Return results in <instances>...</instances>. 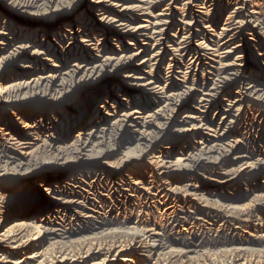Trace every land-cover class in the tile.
<instances>
[{"label": "rangeland", "instance_id": "obj_1", "mask_svg": "<svg viewBox=\"0 0 264 264\" xmlns=\"http://www.w3.org/2000/svg\"><path fill=\"white\" fill-rule=\"evenodd\" d=\"M95 1L72 0L71 4L66 5L64 0H59L54 3L51 11L53 15L54 13L57 14L54 22L55 29L66 27L67 22L72 21V19L79 20L85 14L87 18L92 17V23L98 25L96 21L103 14L99 12L103 10L108 12V10L105 9L106 6H102L97 11L96 6L98 4H95ZM105 1L108 2L109 0ZM142 1L144 3H137L136 0V5L139 6L140 4L141 7L136 8L131 14L126 13L130 18H126L121 22L128 24L130 27L137 25L150 27L145 20H155L152 17H147L146 14L149 13L159 19L163 16L165 8L169 7L174 12L172 14V24L176 26L172 28L173 31L169 28L167 33L178 32L181 35L183 32V25L180 22L182 12L186 18H188L190 11L203 12L202 15L205 16L204 19L207 22L203 26H210L207 27L208 29L212 27L211 34H214L220 31L225 22L239 18L236 11L240 3L243 2L246 11L251 14L249 24L242 29L243 43H245L243 48L249 61L241 66L234 58L237 53L222 60L212 56L214 54H210L205 63H210L218 68L216 72L218 71L221 74L224 63L235 62L231 67L230 74L227 75L232 78V88L229 90L232 95L237 94L240 85L251 81L259 89L264 88V38L261 34L264 32V0H196L193 4L194 7L191 5L183 6L185 0L171 3L168 0H164L162 3L160 0ZM106 2L105 5L108 4ZM0 7L6 9V11L11 10V5L7 3L0 4ZM112 10L114 9L112 8ZM42 11V8H26L25 11L12 15V17H17L16 19L22 21L29 19L39 21L38 18L42 16ZM104 14L109 15V13ZM159 14L161 15L159 16ZM255 24L261 28H255ZM73 25L71 37L76 40H79L81 36L85 37L89 32L91 33V25L86 28L75 23ZM66 28L70 30L69 27ZM101 29V27H98L97 31L92 33L95 38L98 37L96 39L104 37L102 36L103 32L100 31ZM197 35L198 33H195L192 36V41L196 39ZM105 37L110 43L108 44L109 48L113 49L114 44L116 48L119 46V50H122L123 47L130 49L128 50L130 53L136 52V48L141 47L140 44L144 42L154 43L153 40L145 41L144 37H136L133 40L127 35L121 36L113 29L107 31ZM43 39L46 42L50 41L52 44L54 37L45 39L39 34L36 42L32 44L44 43L42 42ZM25 41L28 42L29 40H18L20 44H24ZM34 48L36 49V47H29L25 52L21 51L20 48L14 49L18 52H16L18 54V58H16L18 65L26 64L31 67L24 69L25 73L23 75L19 74L18 78L30 76L31 74L28 75V72H34L36 75L40 73V70H32L41 63L34 64L31 60L36 59L42 62L44 60V63L46 62L49 65L50 62L45 59H50L49 56L52 53H56L57 56V52H61L55 46H50L46 49L47 51L52 50L50 55L44 53L41 55L42 57H33L32 51L35 50ZM183 51L181 55H184L185 51ZM92 52L97 54L96 50L91 51L87 47L79 46L72 50L68 49L65 53H70L71 57L75 54L78 57L83 55L88 57L92 55ZM121 54L111 55L113 60L106 67L107 69L105 68L100 72V78L104 79L103 82H105L103 85L95 84L93 78L96 74L89 78L87 77L88 73L84 72V68H82L75 73L73 85H70L69 90L64 91L59 97L55 93L45 96L28 93V97L22 98L20 104L15 102L0 103V131L8 132L10 139L6 143L4 142L6 148L3 149V152L15 164L22 163L27 168L25 173L11 174L16 180H11L10 183L3 181L4 184L9 185L0 187V229L10 226L17 219L31 220L36 214L40 218L43 217L44 214L39 215L38 207L40 204H45V207L52 206L56 210L61 209L57 200L46 192L47 189L51 185L60 184L62 186L65 183L64 181L67 182L68 179H85L89 183L79 188L63 185L64 187L60 189L62 191L59 194L60 196L78 197L81 200L79 202L84 205H82L83 213L92 214L90 221H86V223L85 220L75 221L72 222V225L68 223L71 225L70 229V225L64 220L65 228H68L65 237L60 240L57 238L45 241V246L48 245L49 247L50 243L56 240L59 242L56 241L55 244L63 243L74 247L81 244L105 243L115 238H125L129 233L140 231L143 228L154 227L156 233L164 236L162 238L164 246L160 251V259L162 257L170 258V252L184 249L185 261L188 264L191 262L192 264H220L225 260L226 255L223 253L233 248L240 249L243 254L245 252V259L252 261V264L253 262H261L264 258V168L259 167V164L264 161V104H259L251 96L246 97L241 103L238 120L231 125H227L229 128L222 136L220 142L222 145L218 147L220 149L210 153L211 157L205 160L198 169L188 171L181 166L186 162L183 159L186 156L185 154H194L198 151L200 137L207 138L209 140L207 141L208 145L213 143L214 130L217 124H211L212 127L209 130L202 123L206 121V118L218 122L219 120L214 116L216 109L212 107L210 113L202 114L201 111L205 109L198 105L201 96L198 93L194 100H188L182 104L185 105L184 107H178L172 113V120L165 126H163V121L159 116L157 120H150L151 124L146 131L150 134L147 138H143L141 135L144 130L142 126L135 127L134 131L133 127L117 129V123L121 120L123 109L130 106H127V99L134 103L137 102L135 100L136 96L137 99L142 100L147 97L150 98L148 95H151L152 90H147V87L143 89L137 85L141 82L139 78L145 77L155 67L140 64L143 59L148 58L140 54L133 58L127 64L128 66L126 65L127 67L122 65L114 69V64L118 62L117 60L120 59ZM168 58L169 56H166L162 64L156 65L160 67V72L162 71L160 73L162 76L160 83L162 85L165 84V69L168 68ZM184 59L182 58L181 61L183 62ZM13 65H17V63L12 64L11 67L9 65V68L4 69L0 74V88L13 82L11 76L14 73L13 71L16 70ZM157 71H159V68H156L154 73ZM201 73L198 67L196 76L191 77V79L193 78L195 82L199 75L201 81L203 77ZM175 77L169 82L173 84V90L180 91V86L183 85V77ZM65 78L68 81L66 75H60L55 79L56 89L62 87ZM22 80L24 79H20V81ZM186 83L191 84L192 82ZM114 84L116 88H113ZM92 88L95 89L92 90ZM105 91L112 95V98L106 99L108 102L106 105L101 94ZM94 92L98 93V98L93 99ZM3 97H6V93L0 92V100ZM221 98H228V96L224 95ZM142 103L143 108H145L144 111L147 113L156 111V108H158L153 106L154 103L150 100L141 101V105ZM204 103L206 105V102ZM103 106H106V110L104 111L105 114L101 115L98 112L103 109ZM238 106L240 104H235L233 110ZM92 112L96 116L91 119L89 115ZM170 112L169 110L166 111L168 114ZM100 120L101 123L96 122ZM88 122L97 128L93 132L94 136L91 137V142L81 155L76 158L64 156L62 159L57 160L58 148V151L62 149L70 151L77 143L78 138L87 136L83 129L87 127ZM27 124L31 126V136L35 137L33 139L35 144L31 146H12L16 143L17 132H21L23 126L25 127ZM103 126L108 129L116 127L115 131H112L114 140L107 145L102 144L100 142L101 138L98 137L100 131L98 129ZM188 128L193 130L185 131ZM224 128L225 124L219 127L218 133L224 131ZM157 133H161L160 137L155 140L144 156L139 157L138 155L141 149L144 148V144L149 142L148 139ZM185 142L187 143L185 144ZM234 143L238 146L237 151L233 154H226L214 171L209 169L212 166L211 161L218 156V152L223 147H227L228 144ZM183 146H186V148L184 149ZM162 147L167 148L163 149ZM163 150L168 151L167 158L161 156ZM246 170L248 172L242 173ZM236 174L238 175L237 178L233 179L232 176ZM53 177L57 178L56 182L58 183L51 179ZM99 177L101 182L95 180ZM92 180L94 182L91 183ZM18 209L22 210L16 212L19 211ZM43 226H46L45 223ZM128 253L141 254L142 252L131 251ZM86 261L91 262L93 260ZM80 264H85V262Z\"/></svg>", "mask_w": 264, "mask_h": 264}, {"label": "bare ground", "instance_id": "obj_2", "mask_svg": "<svg viewBox=\"0 0 264 264\" xmlns=\"http://www.w3.org/2000/svg\"><path fill=\"white\" fill-rule=\"evenodd\" d=\"M58 1L59 0H0V4L7 3L11 5L10 11H6V9H2L0 7V74L2 73V71H4V69H7L11 67L12 64L17 63V65H13V68L15 67L16 69L15 71H13L14 73L11 76V81L13 80V82L8 86L0 88V92L4 94L6 93V97H3L0 100L1 104H5L7 102H15L20 104L22 98H25L26 96L28 97V93L31 95L40 94L41 96L55 93V95L59 97L64 93V91L66 92L67 90H69V87H71L70 85H73V78L75 73L82 68H84V72L88 73L87 77L89 78L96 74V76L93 78L95 84L103 85L105 82H103L104 79L100 78V72L108 67L113 60V57L111 55L115 53H122L120 59L117 60L118 62L114 64L115 69L121 67L122 65L125 67L132 61L133 58H136V56L143 54L145 58H148L143 59L140 64L155 67H153L151 69V72L148 73L145 77L142 78L139 76L141 82L137 86L142 87L143 89L147 87V90H152L151 95H148L150 96V98L147 97L144 100L153 101V106H156L158 108H156V111H152L153 113H147L144 111L145 108H143V103L141 105V101L144 100L137 99L136 96L135 100L137 102L132 103L130 99H127V106H130L123 109L121 120L117 123V129H126V127H133L134 131L135 127L142 126L144 130L141 135L143 138H147L150 134L149 132H146L149 128V125L151 124L150 120H157V117L159 116L163 121V126H165L172 120V113H174L178 107H184L185 105H182L184 102L188 100H194L195 96L199 93L201 96L199 97L198 105L199 107L205 109L201 111L202 114L205 115L210 113L211 108L214 107L216 109L214 116H216V119H218L219 121L214 122L213 120L206 118V121L202 123V125L206 126L207 129L212 127L210 126L211 124H217L216 129L214 130V140L212 141V145H208L207 141L209 140L205 137H200V146L198 148V151L194 154H185L186 156L183 160L186 162H184V164L181 166L186 168V170L188 171L198 169V167H200V165L205 160L211 157V155H209L210 153L220 149L218 147L222 145L220 143L222 141V136L227 132L229 128V126L227 125H231L233 122L238 120V116L240 115L241 103L246 97L251 96L256 99L259 104H264V88L259 89V87H257V85L252 81L247 84L240 85L238 87V91L236 92L237 94L235 95H232L231 92H229V90H231L232 88V78H229L227 75L230 74L232 70L231 67L235 64V62L226 64L224 63L223 67L221 68V70L223 71L221 74L218 73V71L216 72V69L218 68L212 66L210 63H205V60L209 59L208 56L210 54H214L212 56H216L219 58V60H222L226 57H230L234 53H237L234 58L235 61H238L241 66L243 63H247L249 61L247 60V53L243 48L245 43H243L244 38L242 37V29L244 26H247L249 24L251 14L246 11L245 4L243 2L240 3V6L238 8L236 7V14L239 15V18L237 17V20L235 18L230 22H225L220 31L215 32L214 34H211V31H213L212 27L208 29L207 27L210 26H203L204 23H207L206 19H204L205 16L203 17L202 15L203 12L197 13V11L194 10L190 11L189 13L187 12L188 18H186L185 14L182 12L180 15V22L183 25V32L181 35L178 34V32H175L173 34L167 33V30L169 28H171L170 30L173 31L172 28L176 26L175 24H172V14L174 12H172L169 7L165 8L163 16L159 19L155 16H151L149 13L146 14L148 15L147 17H152L155 20H145L146 22H148V25L150 27H146L144 25L130 27L128 24L121 22L126 18H130L126 13L131 14V12L136 8L139 9L141 7L140 4L139 6L136 5V0H109L108 2H106L105 0H96L94 3L98 4L96 6L97 11L100 10L99 7L101 8L102 6H106L105 9L108 10V12L104 10L102 12H99L101 14L103 13L96 21L99 26L95 23H92V17L87 18L85 14L81 19H72V21H69L65 24L66 27H69L70 30H68L66 27L55 29L54 22L56 21L57 14H52L51 7ZM163 1L164 0H160L161 3ZM168 1L169 3H171L178 0ZM64 2L66 3V5H69L72 3V0H64ZM105 2L108 4L105 5ZM138 2L144 3L142 0H137V3ZM194 2H196V0H185L183 6L191 5L194 7ZM26 8H42V16L38 18L39 21H34L32 19L22 21L16 19L17 17H12V15L20 14L21 12L25 11ZM112 8L114 10H112ZM104 13H109V15L106 16ZM160 15L161 14H159V16ZM43 21L47 22L42 24L41 22ZM74 23L80 25L81 27L85 26V28L91 25V33L89 32L87 35H85V37L81 36L79 40H76L74 37H71V30L74 27ZM98 27L102 28L100 31L103 32L102 36L104 37L101 39H96L98 37L95 38L92 35L94 31H97ZM254 27L257 29L261 28L257 24H255ZM110 29H113V31L117 32L121 36L127 35L130 38H133V40L136 39V37H144L145 41L153 40L154 43L149 44L144 42L140 44L141 47H137V45L135 44V46L137 47L136 52L131 53L130 51H128L130 49H126L125 47H123L122 50H119V46L118 48H116V45L114 44V48L112 49L108 47V44L110 43L106 40L105 37L107 31H109ZM55 30H57L58 32H56ZM145 32L146 35L144 36ZM195 33H198V35L196 39L192 41V36H194ZM39 34H41V37L45 39L54 37V39H52L53 43L51 44L50 41L46 42L43 39L42 42L44 43H39V45H36V43L32 44L33 42H36ZM261 34L264 38V32H262ZM99 36L101 35L99 34ZM155 37H157V39L154 40ZM20 39H27V41H29H25L24 44H20V42H18V40ZM50 46H55L56 49H59L61 51L57 52V56L55 55L56 53H52L51 56H49L51 57L50 59H45L49 61L50 64L48 65L46 64V62L44 63V60L42 62L40 60L33 59L31 61L34 64H37L38 62H40L41 64L36 66L37 68H34L32 71L40 70V73L36 75L34 74V72H28L27 74H31L30 76H24L25 78H18V76H20L19 74L23 75L25 73L24 69H29L31 67L26 64L18 65V61L16 59L18 58V52L14 49L20 48L21 51L25 52L29 47H36V49L34 48L35 50L32 51V54H34L33 57H39L44 53L50 55V52H52V50H46L47 47L49 48ZM79 46L87 47V49L91 51L96 50L97 54L92 52V55L88 57L84 55L78 57L76 54L71 57L70 53H65L66 50H72L73 48H78ZM183 50L185 51V53L184 55H181V52ZM166 56H169V62L167 63L168 68L165 69V84L162 85L160 83V80L162 79L160 73H162V71L160 72V67L156 65L162 64ZM182 58H185V62L181 61ZM198 67L201 70V76L203 77L200 81V77L198 75L197 81L194 82L193 78L191 79V77L196 76ZM156 68H159V71L154 73V70ZM191 74L192 76H190ZM60 75H66L68 77V81L66 80L67 78H65L64 83L61 85L62 87L60 89H56L54 82L55 79ZM175 76L183 77V85L180 86V91H176V89L173 90V84L169 82L172 79L176 78ZM20 79L24 80L20 81ZM186 82L192 83L188 84ZM113 88H116L115 84L113 85ZM94 89L95 88H92V90ZM101 94L103 95L102 98L105 99H103L105 105L108 104L107 100L112 98V95L109 94L108 91H105V93ZM224 95L228 96V98L222 99L221 97ZM92 97L93 99L98 98V93L94 92V95ZM203 102H206V105L205 103L203 104ZM131 104H133V106H131ZM235 104H240V106L233 110ZM105 107L106 106H103V109H101L98 113L101 115L105 114ZM168 110L171 111L169 114L166 113V111ZM94 116H96V114L92 112L89 115V118L92 119ZM96 122L101 123L102 121L100 120ZM91 124L92 123L88 122L87 127L83 129V131L87 133L85 134L87 136H85V138H78V140L76 139L77 143L72 150L65 151L64 149H62L58 151L59 148L57 149V160L62 159L64 156H68V158L69 156L71 158H76L81 155L87 145L91 142L90 139L92 136H94L93 132L97 128L96 126H92ZM224 124V131L218 133L217 130ZM30 128V124H27L25 127L23 126L22 131L17 132L16 143H14L12 146H31L35 144V142L33 141L35 137L31 136L32 132ZM115 129L116 127L108 129L104 128V126L102 128H99L98 130L100 131L98 137L101 138L100 142L106 145L111 143L114 140V133H112V131L114 132ZM191 130L193 129L188 128L185 131ZM0 133L1 187L2 185H9L4 184L3 181L10 183L11 180H16L11 176V174L25 173L27 168L25 164H15L10 158L6 157L5 153L3 152V149L6 148L4 142L6 143L10 139L8 132L5 133L0 131ZM160 135L161 133H157L155 136L150 137L148 139L149 142L144 144V148L141 149V152L138 156H144L150 146L155 142V140L160 137ZM100 142L98 141V143ZM186 143L187 142H185V144ZM162 148L166 149L167 147ZM183 148L185 149L186 146H183ZM237 148L238 146L236 145V143L228 144L227 147H223L221 151L218 152V156L215 157L213 161H211L212 166L211 168L209 167V169L214 171V169L217 168L220 164L222 158L225 157L226 154H233L235 151H237ZM161 156L167 158L168 151L163 150L161 152ZM24 167L25 169L22 170V168ZM259 167L264 168V161H261ZM244 172L246 173L248 172V170L243 171L242 173ZM237 176L238 175L236 174L232 176V178L235 179L237 178ZM51 179L55 180V183H58L56 182V177H53ZM95 180H98L99 182L100 177L99 179L96 178ZM64 182L66 183L63 184L64 186L70 185L73 188H79L89 183L88 180L74 178L68 179L67 182ZM92 182H94V180H92L91 183ZM63 185H51L46 191L49 195L52 196L53 199L57 200V203L59 204V207L61 209L56 210L53 209L52 206L45 207V204H40L38 207L40 211L39 215L44 214L43 217L40 218L38 214H36L32 217L31 220L17 219L12 222L10 226L0 229V264H80L82 262H85V264H188L185 261L186 258L184 256V249L181 251L170 252V258H159V256L161 257L160 251L164 246L162 241V238L164 236L160 233H156L155 229H153L154 227L143 228L140 231L129 233V235L125 238L119 237V239L115 238L114 240L105 243H92L89 245L81 244L77 247H74L73 245H65L63 243L55 244L54 242L58 241L56 240L53 243L51 242L49 247L48 245L45 246V241H50L57 238H59L60 240L65 237V235L67 234L66 230L68 229L65 228V221H67V224L70 223L72 225V222L75 221L80 222L85 220L84 222L86 223V221L88 222L91 219L92 214L88 215V212L83 213V204L82 202H79L81 200H79L78 197L60 196L59 192L62 191L60 189L64 187ZM36 188L38 189L37 186ZM18 210L19 211L16 212H20L22 209ZM4 211L6 212V210ZM40 220L43 221L40 222ZM44 223L46 226H43ZM71 225L69 226L70 229ZM131 251H140L142 253H128ZM223 254L226 255L225 260L223 262H220V264H252V261L245 259V252L244 254L241 253L240 249L232 248L231 250H228ZM86 260L93 261L90 262ZM190 264H192V262ZM253 264H264V258L261 262H253Z\"/></svg>", "mask_w": 264, "mask_h": 264}]
</instances>
